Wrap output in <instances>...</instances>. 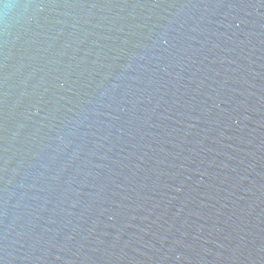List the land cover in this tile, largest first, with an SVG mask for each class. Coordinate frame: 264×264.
<instances>
[{
  "label": "water",
  "instance_id": "water-1",
  "mask_svg": "<svg viewBox=\"0 0 264 264\" xmlns=\"http://www.w3.org/2000/svg\"><path fill=\"white\" fill-rule=\"evenodd\" d=\"M0 264H264V0H0Z\"/></svg>",
  "mask_w": 264,
  "mask_h": 264
},
{
  "label": "clouds",
  "instance_id": "clouds-1",
  "mask_svg": "<svg viewBox=\"0 0 264 264\" xmlns=\"http://www.w3.org/2000/svg\"><path fill=\"white\" fill-rule=\"evenodd\" d=\"M4 7L7 9V8L12 7V5H10V4H5Z\"/></svg>",
  "mask_w": 264,
  "mask_h": 264
}]
</instances>
